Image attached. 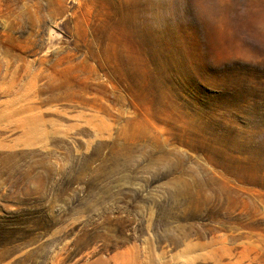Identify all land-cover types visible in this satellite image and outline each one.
Listing matches in <instances>:
<instances>
[{"label": "rangeland", "instance_id": "1", "mask_svg": "<svg viewBox=\"0 0 264 264\" xmlns=\"http://www.w3.org/2000/svg\"><path fill=\"white\" fill-rule=\"evenodd\" d=\"M0 264H264V0H0Z\"/></svg>", "mask_w": 264, "mask_h": 264}]
</instances>
